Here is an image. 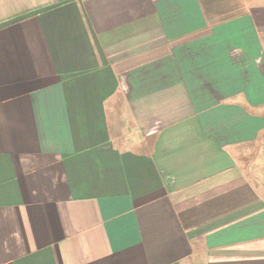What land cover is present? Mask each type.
Wrapping results in <instances>:
<instances>
[{
	"label": "crops",
	"instance_id": "1",
	"mask_svg": "<svg viewBox=\"0 0 264 264\" xmlns=\"http://www.w3.org/2000/svg\"><path fill=\"white\" fill-rule=\"evenodd\" d=\"M0 264H264V0H0Z\"/></svg>",
	"mask_w": 264,
	"mask_h": 264
}]
</instances>
